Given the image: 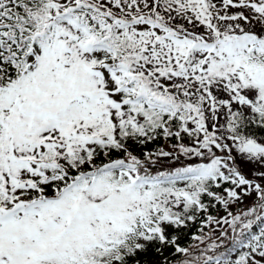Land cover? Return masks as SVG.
Listing matches in <instances>:
<instances>
[{"label":"snow or ice","instance_id":"obj_1","mask_svg":"<svg viewBox=\"0 0 264 264\" xmlns=\"http://www.w3.org/2000/svg\"><path fill=\"white\" fill-rule=\"evenodd\" d=\"M0 264H264V0H0Z\"/></svg>","mask_w":264,"mask_h":264}]
</instances>
